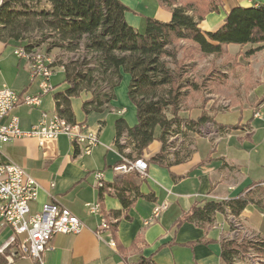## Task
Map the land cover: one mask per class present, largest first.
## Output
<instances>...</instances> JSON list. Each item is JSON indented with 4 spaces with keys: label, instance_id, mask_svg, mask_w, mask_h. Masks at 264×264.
Segmentation results:
<instances>
[{
    "label": "crops",
    "instance_id": "1",
    "mask_svg": "<svg viewBox=\"0 0 264 264\" xmlns=\"http://www.w3.org/2000/svg\"><path fill=\"white\" fill-rule=\"evenodd\" d=\"M119 1L129 10L124 16L127 24L140 32L144 29L146 18L162 23L170 20V10L160 6L157 0ZM221 2L219 11L208 13L198 25L202 32L216 30L231 8L257 6L264 3V0ZM258 46L262 49L252 57L239 56L233 62V69L231 62L227 64L223 73L227 82L218 87L221 92L226 91L225 95L236 98L234 102L230 100L231 108L226 112L237 111L244 115L236 121L221 123L218 122L221 111L212 110L210 104H206L203 109L214 117L216 137L209 138L205 134L193 137L192 134L188 158L170 168L148 161L160 151L159 141H153L144 151L141 159L147 163V171L144 177L138 174L137 182L139 193L151 195L152 199L138 198L126 213L128 219L124 217V212L118 218L114 238L120 249L114 246L113 234L109 229H99L100 217L89 214L85 204L100 202L101 213L104 214L122 210L120 201L114 195L104 193L100 200L95 173L102 174L104 186H121V179L133 173L122 175L113 171L112 167L119 162L120 156L131 150L120 152L114 144V135L112 148L103 147L101 130L105 122L98 119L96 124L90 125L81 111V102L89 96L77 98L80 108L78 116L73 107L72 110L76 122L85 123L98 132L100 144L91 154H79L65 135H59L55 140L25 138L0 145V161L22 167L38 184L37 199L29 206L31 214L38 212L42 204L57 201L83 223L78 234L53 236L43 253V264H133L140 257L149 258L155 264H225L219 253L221 240H232L228 238V212L217 213L213 224L205 228L188 222L177 225L176 222L195 202L202 204L207 201L228 200L237 197L239 192H243V195L248 193L255 202L242 211L239 222L257 240H264V43L245 45L242 48L245 53ZM239 47L241 46H227L228 49ZM13 48L0 42V72L6 67L5 51L8 49L12 52ZM12 71L13 79L10 82L5 80L1 87L29 93L37 90V83L29 80L25 61L17 59ZM222 80L220 83L225 81L224 78ZM122 81L126 85L128 75H123ZM119 86L114 91L115 99L110 103V111L117 110L116 114L121 116L127 126L133 127L136 124L135 107L128 97L123 96L124 107L115 109ZM65 87V84L59 85L44 95L39 107H17L12 114L18 117L20 128L28 130L37 124L43 112L54 113L55 101L50 94L63 91ZM188 96L189 94L185 99ZM129 109L131 114L127 118L125 115ZM193 111L195 114L189 116L191 120L202 115L200 109ZM255 113L259 117H254ZM234 125H237L235 130H227V126ZM163 204L166 208L153 217L154 209ZM11 236V230L0 228V260L3 264H38L22 255L20 245L23 236H15L12 242ZM13 253L9 260L8 257Z\"/></svg>",
    "mask_w": 264,
    "mask_h": 264
},
{
    "label": "trees",
    "instance_id": "2",
    "mask_svg": "<svg viewBox=\"0 0 264 264\" xmlns=\"http://www.w3.org/2000/svg\"><path fill=\"white\" fill-rule=\"evenodd\" d=\"M28 1L35 0H3L0 42L26 51L44 46L46 54L55 48L78 53V58L68 65L51 64V67L61 69V84L66 85L63 91L53 94L55 113L67 122L75 123L72 100L84 95L89 96L81 102L85 116L110 111L114 91L123 75H128L127 97L135 107L136 124L128 127L122 118L116 119L114 144L120 152L131 150L124 153L127 158L139 159L153 141H159L160 151L148 161L166 168L188 158L191 135H196L197 128L210 121L204 114L197 120L178 117L187 96L184 89L197 91L199 85L188 80L181 82L182 69L178 64L176 43L190 42L202 56H219L228 45L242 47L264 43V3L233 7L216 30L202 32L198 25L208 13L219 11L221 0H157L160 6L170 10V20L162 23L146 18L140 32L127 24L124 16L129 10L119 0H46L50 9L39 12L27 8ZM261 49V46L250 48L244 55L252 57ZM174 136L183 140V147L182 152L170 158L166 152L175 145L170 142ZM122 137L124 144L119 143ZM73 154L76 157L77 154ZM137 178L138 174L133 173L121 179V186L111 184L99 188L100 200L104 193L114 195L122 206L120 211L102 212L116 249L120 248L114 232L122 212L128 219L126 213L138 198L152 199L151 195L139 193ZM242 193L228 200L195 202L176 224L188 222L205 228L213 224L217 213L227 212L239 219L242 211L255 203ZM247 249L264 258V240L247 243L221 240L219 256L225 264H235L238 254ZM0 264H3L2 260ZM133 264L155 263L140 257Z\"/></svg>",
    "mask_w": 264,
    "mask_h": 264
},
{
    "label": "built area",
    "instance_id": "3",
    "mask_svg": "<svg viewBox=\"0 0 264 264\" xmlns=\"http://www.w3.org/2000/svg\"><path fill=\"white\" fill-rule=\"evenodd\" d=\"M2 2L3 0H0V4ZM12 53L18 60L25 61L29 80L31 83H37V90L29 93L17 92L6 86L0 88V145L25 138L55 140L59 135H65L79 154H91L100 144L98 132L85 123H69L55 112L52 114L43 112L38 123L28 130L20 128L19 119L12 112L19 106L39 107L42 97L53 91L50 82L53 61L38 49L26 51L22 47H17ZM254 117H259V114L255 113ZM202 127L197 128V133H203ZM170 142L175 145L167 148L168 152H178L175 149L183 145V140L178 136L170 138ZM119 143L124 144L125 139L122 137ZM112 170L120 174L137 173L144 177L147 163L141 158L129 159L122 155ZM95 179L96 187L102 188L104 182L100 172L95 173ZM37 196V182L22 167L0 161V228L11 230V242L15 236H23L20 245L22 255L43 264V253L53 236L78 234L83 228V223L57 201L44 203L38 212L31 214L29 206L36 201ZM85 207L89 214L100 217V230L109 229L99 210V203H86ZM165 208V204L156 207L153 217ZM13 255L14 253L8 259L11 260Z\"/></svg>",
    "mask_w": 264,
    "mask_h": 264
},
{
    "label": "rangeland",
    "instance_id": "4",
    "mask_svg": "<svg viewBox=\"0 0 264 264\" xmlns=\"http://www.w3.org/2000/svg\"><path fill=\"white\" fill-rule=\"evenodd\" d=\"M26 6L27 8L35 12H39L43 10L47 11L50 9V6L46 0H35L33 2L28 1L26 3ZM51 40L52 39H50V41ZM44 48H45L44 46H41V48H39L38 51H41L42 54L49 57L54 63H56L59 66L60 64L68 65L71 60L73 61L78 58V53L76 52L71 53L67 50L55 48L52 49L49 54H46ZM176 48L178 51V59H179L178 64L182 69L180 71L181 72L180 74H182L181 82L183 83L185 80H188L189 82H193L199 85V90L197 91H193L190 88L184 89L187 90L186 92L187 94H189V96L183 101L182 108L178 114V117L180 119L190 120L189 116L195 114V111L193 110L200 109L202 112L201 114L207 116L210 119V121H208L207 124H205L202 127L203 133H197L196 135H192V136L198 137L199 135L205 134V136L207 135V137L209 138H215L216 136L214 131L217 130V127L215 126V122L213 120L214 117L204 112L203 107L206 106V104H210L212 110H215L217 112L221 111V113H219L218 115V122L221 123H228V121H236L242 115H244L243 113L238 114L237 111L226 112L231 108L230 100L234 102L236 98L233 95L232 96L225 95L226 91L221 92L218 89V87L221 84H226L227 82V77H225V75L223 74L226 71L225 67H227V64L231 62L232 64H230V66L233 69L234 68L233 62H235L239 56L242 55L244 58H246V56L244 55L245 53L243 52L244 49L242 47H239L238 49L237 48L228 49L226 47L223 53L219 56H202L194 50L190 42H177ZM5 52H7L5 53L7 57L6 59L7 61L5 63L6 66L5 69L3 68V70L0 72V88L2 82L5 83L4 82L5 80L10 82V79H13L14 72L12 71V66L15 65V62L17 60L11 51H8L7 49ZM52 75L53 76L50 78V82L52 86L61 84L63 78H62V72L60 71V68L58 66L54 67ZM223 78L225 81L220 83L221 81H223L222 80ZM128 84L129 81L126 85L122 81L121 85L119 86L118 88L119 97L115 100V105H114L115 109H121L122 107H124L125 104H123L122 101L123 99H125V97L127 98ZM54 93L50 94V96H53ZM124 95L125 97H123ZM72 107L73 110L75 111V114L78 116V112H80V108H79V101L77 98L72 100ZM116 113L117 110H114L113 112L107 111V113H101V114L90 113L89 115L86 116L90 125L96 124L98 119L105 122L101 130L102 133L101 143L105 148L106 147L112 148L111 141L114 135V122L116 119L121 118V116H118ZM130 114L131 111L129 109L125 117L129 118ZM97 115L99 116L97 117ZM235 128L233 129L235 130ZM233 129H230V127L227 126L228 131ZM182 147L183 146L181 145V147H178V149L175 150H178V152H182ZM175 153L166 152V154L170 158H173V155ZM256 189L259 191L258 187H256ZM245 196L250 198L248 193H245ZM226 220L229 221L228 225H230V233L228 235V238L235 240L237 243L258 241L257 237L254 236L252 232L245 229L241 225L239 219H235L230 216ZM222 235L223 237H225V233H223ZM235 264H264V258H262L258 253H256L252 249H247L246 251H242L241 253L238 254V257L235 260Z\"/></svg>",
    "mask_w": 264,
    "mask_h": 264
},
{
    "label": "bare ground",
    "instance_id": "5",
    "mask_svg": "<svg viewBox=\"0 0 264 264\" xmlns=\"http://www.w3.org/2000/svg\"><path fill=\"white\" fill-rule=\"evenodd\" d=\"M2 4H0V6H1ZM99 210H101V207H100V205H99Z\"/></svg>",
    "mask_w": 264,
    "mask_h": 264
}]
</instances>
